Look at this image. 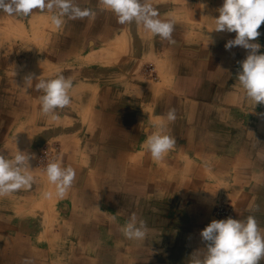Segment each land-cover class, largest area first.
<instances>
[{
  "label": "crops",
  "instance_id": "obj_1",
  "mask_svg": "<svg viewBox=\"0 0 264 264\" xmlns=\"http://www.w3.org/2000/svg\"><path fill=\"white\" fill-rule=\"evenodd\" d=\"M145 2L173 24L169 39L119 24L100 0H72L92 14L66 15L58 29L47 10H0V154L33 157L32 145L52 139L58 163L75 171L58 198L30 160L32 187L0 197V264H191L213 220L251 215L264 229V105L253 108L236 78L248 50H226L236 33L213 31L223 0ZM258 31L252 42L264 54V22ZM29 74L72 80L59 120L41 113ZM169 109L176 120L165 132L176 144L155 160L145 129L157 131ZM223 204L228 214L214 219ZM133 214L142 240L120 230Z\"/></svg>",
  "mask_w": 264,
  "mask_h": 264
},
{
  "label": "clouds",
  "instance_id": "obj_2",
  "mask_svg": "<svg viewBox=\"0 0 264 264\" xmlns=\"http://www.w3.org/2000/svg\"><path fill=\"white\" fill-rule=\"evenodd\" d=\"M100 3L115 14L119 24L135 21L142 23L154 35L164 39L171 37L173 24L158 19L156 10L145 0H100ZM33 9L50 12V21L57 29L61 27L62 17L66 15L76 19L92 14L90 9L82 10L74 6L72 0H0V10L9 15L28 16ZM217 11L218 16L213 19V31L236 33L234 39L225 43V49L239 46L248 50L246 58L240 62V70L236 76L245 99L252 102L253 108L257 104L264 105V54H258L261 46L252 42L261 35L258 29L264 22V0H223ZM37 80L35 88L42 93L38 97L41 113L52 121L59 120L57 110L64 109L71 103L69 92L73 86L72 80L63 75L54 79L38 77L34 80L29 74L25 77V85H31ZM24 90L27 91V88ZM159 120L157 131L148 134L145 129L146 138L143 141L145 151L155 160L163 159L176 144L175 138L165 132L167 123L176 120L175 109H169ZM31 159L32 156L17 148L11 159L0 154V197L31 187ZM43 171L49 183L55 187V196L63 198L75 179L74 169L52 162ZM52 195V192L46 193L48 197ZM97 210L99 211L98 208ZM120 230L126 238L133 240H142L146 235L144 223L140 222L138 226L135 214ZM262 232L264 229L258 226L256 218L251 215L244 220H213L200 232V237L205 242L203 256L193 258L191 264H260L264 259Z\"/></svg>",
  "mask_w": 264,
  "mask_h": 264
},
{
  "label": "built area",
  "instance_id": "obj_3",
  "mask_svg": "<svg viewBox=\"0 0 264 264\" xmlns=\"http://www.w3.org/2000/svg\"><path fill=\"white\" fill-rule=\"evenodd\" d=\"M61 154V147L55 142H46L38 150L37 157L35 159V167L40 170H44L49 163L57 162ZM228 214V206L223 204L215 211V215L218 217H224Z\"/></svg>",
  "mask_w": 264,
  "mask_h": 264
},
{
  "label": "rangeland",
  "instance_id": "obj_4",
  "mask_svg": "<svg viewBox=\"0 0 264 264\" xmlns=\"http://www.w3.org/2000/svg\"><path fill=\"white\" fill-rule=\"evenodd\" d=\"M144 74H145V76H147L148 78H150V79H151V78L154 79V72H153V69H152V68L147 69V67H146V68L144 69ZM46 142H55V143H58V144L60 145V143L57 142L56 140L49 139V140H46L45 142L43 141V143L41 142L40 144H38V145H36V146L32 145V147L30 148L31 150H33V151L35 152V155L33 156V159H31V166H32V168H33L34 170H36V171H38V172H41V173H44V171H43V170H40V169H37V168L35 167V159H36V157H37V153H38L39 148H40L44 143H46ZM33 146H34V147H33ZM60 147H61V145H60ZM60 155H61V154H60ZM7 157H9V156H7ZM59 158H60V156H59ZM59 158H58V160H57V163H58V161H59ZM29 163H30V161H29ZM219 207H220V206H219ZM216 210H217V208L214 209L212 215H213V218H214V219H219L220 217H218V216L215 215V211H216Z\"/></svg>",
  "mask_w": 264,
  "mask_h": 264
},
{
  "label": "bare ground",
  "instance_id": "obj_5",
  "mask_svg": "<svg viewBox=\"0 0 264 264\" xmlns=\"http://www.w3.org/2000/svg\"><path fill=\"white\" fill-rule=\"evenodd\" d=\"M96 2V1H95ZM100 4V3H99ZM96 5V4H95ZM105 8V7H104ZM101 10V9H100ZM106 11V10H105ZM106 19V18H105ZM130 28V27H129ZM97 35V34H96ZM131 35V34H130ZM223 36H224V34H223ZM230 38V37H229ZM86 40V39H85ZM88 40V39H87ZM137 42V41H136ZM92 44H94V43H92ZM135 46V45H134ZM136 46H138V45H136ZM141 46V45H140ZM243 49V48H242ZM223 51V50H222ZM240 51H238V53H239ZM242 52V51H241ZM247 52V51H246ZM197 53V52H196ZM199 57V56H198ZM118 58V57H117ZM206 58V57H205ZM165 59V58H164ZM100 60V59H99ZM162 60V59H161ZM112 61V60H111ZM199 61H201V60H199ZM113 62V61H112ZM36 63V62H35ZM2 64H4V63H2ZM113 64V63H112ZM3 66V65H2ZM43 68V67H42ZM106 68V67H105ZM98 70V69H97ZM89 72V71H88ZM92 72V71H91ZM213 72V71H212ZM209 73V72H208ZM28 74V73H27ZM90 74V73H89ZM93 74V73H92ZM210 74V73H209ZM213 74V73H212ZM232 74V73H231ZM210 77V76H209ZM74 78H75V76H74ZM214 88V87H213ZM222 91V90H221ZM38 92V91H37ZM38 94H39V92H38ZM41 94V93H40ZM227 94H228V92H227ZM212 95V94H211ZM30 97V96H29ZM93 97V96H92ZM172 99V98H171ZM171 103V102H170ZM177 103V102H176ZM251 103V102H250ZM232 106V105H231ZM177 107V106H176ZM241 107V106H240ZM255 108V107H254ZM245 110V109H244ZM237 124V123H236ZM239 124V123H238ZM153 127V126H152ZM155 127V126H154ZM172 130V129H171ZM167 132V131H166ZM184 132V131H183ZM65 141V140H64ZM264 141V140H263ZM210 147V146H209ZM207 148H208V146H207ZM212 148V147H211ZM255 150V149H254ZM252 151V150H251ZM262 151V150H261ZM69 159V158H68ZM209 162V161H208ZM211 163V162H210ZM210 167V166H209ZM208 167V168H209ZM171 168V167H170ZM215 176V175H214ZM120 182V181H119ZM47 183V182H46ZM32 187V186H31ZM122 189V188H121ZM247 189V188H246ZM27 190V189H26ZM236 190H238V189H236ZM127 193V192H126ZM239 193V192H238ZM254 195V194H253ZM245 197H247V196H245ZM40 202V201H39ZM250 202H252V201H250ZM118 204V203H117ZM119 206V205H118ZM43 213H44V211H43ZM250 213V212H249ZM231 217V216H230ZM45 229V228H44ZM95 231V230H94ZM174 241V240H173ZM172 246V245H171ZM34 249V248H33ZM45 249V248H44ZM35 250V249H34ZM201 252V251H200ZM35 253V252H34ZM200 256V255H199ZM8 257V256H7ZM34 257V256H33ZM105 263V262H104ZM109 263V262H108ZM110 264V263H109Z\"/></svg>",
  "mask_w": 264,
  "mask_h": 264
}]
</instances>
